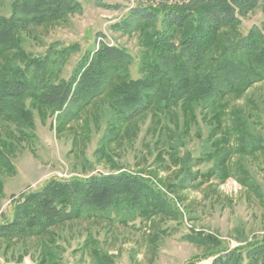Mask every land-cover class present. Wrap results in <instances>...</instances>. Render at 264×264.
Here are the masks:
<instances>
[{"label":"rangeland","instance_id":"374dc122","mask_svg":"<svg viewBox=\"0 0 264 264\" xmlns=\"http://www.w3.org/2000/svg\"><path fill=\"white\" fill-rule=\"evenodd\" d=\"M78 1L79 9L59 18L36 21L30 14L20 19L17 47L4 55L23 50L43 57L77 45L58 65L60 78H71L81 62L108 44L127 51L132 77L147 73L141 65L151 25L129 31L112 27L137 0ZM13 2L0 0V16L12 13ZM254 27L264 34V2L220 34L230 41ZM227 99V112L245 119L264 145V80ZM23 103L30 110L25 122L0 115L5 156L0 222L12 220L17 201L50 179L141 175L168 204L150 214L109 210L83 215L29 239L2 238L0 264H208L225 249L246 250L264 239V151L224 155L236 142L232 137L220 141L223 129L203 106L171 112L153 108L121 124L105 95L64 119L31 99ZM215 146L223 148L222 162L213 156ZM247 260L264 264V257Z\"/></svg>","mask_w":264,"mask_h":264},{"label":"trees","instance_id":"16d2710c","mask_svg":"<svg viewBox=\"0 0 264 264\" xmlns=\"http://www.w3.org/2000/svg\"><path fill=\"white\" fill-rule=\"evenodd\" d=\"M264 0H137L114 29L129 31L150 24L142 76H131V58L119 46L103 44L92 58L80 63L71 78H60L59 64L75 46L31 56L17 50L20 19L36 15V21L55 19L80 7L78 0H14L12 13L0 16V115L30 119L23 101L31 99L61 118L79 112L95 98L111 99L121 124L150 109L175 111L194 104L208 109L223 129L220 141L231 137L236 145L224 155L264 151L245 119L227 112L228 97L239 96L264 80V34L254 27L247 35L229 41L220 33L230 29ZM158 23V24H157ZM179 35V38H175ZM228 119V120H227ZM227 120V121H226ZM224 121L225 124H224ZM222 146L213 153L218 162ZM0 148V162H4ZM228 175V174H227ZM168 202L152 182L130 173L92 175L68 180L50 179L41 188L25 193L14 207L13 219L0 222V239H29L49 228L83 215L114 210L126 214H150ZM151 209V210H150ZM48 232V231H47ZM264 257V239L247 247L225 249L208 264H251Z\"/></svg>","mask_w":264,"mask_h":264}]
</instances>
